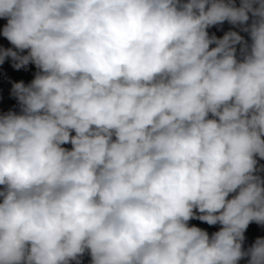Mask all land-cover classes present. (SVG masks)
I'll return each instance as SVG.
<instances>
[{"label": "clouds", "instance_id": "obj_1", "mask_svg": "<svg viewBox=\"0 0 264 264\" xmlns=\"http://www.w3.org/2000/svg\"><path fill=\"white\" fill-rule=\"evenodd\" d=\"M0 19V64L37 69L0 114V264H264V237L244 247L264 0H0Z\"/></svg>", "mask_w": 264, "mask_h": 264}]
</instances>
